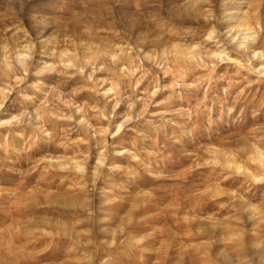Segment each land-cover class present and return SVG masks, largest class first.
Segmentation results:
<instances>
[{
    "label": "rangeland",
    "instance_id": "rangeland-1",
    "mask_svg": "<svg viewBox=\"0 0 264 264\" xmlns=\"http://www.w3.org/2000/svg\"><path fill=\"white\" fill-rule=\"evenodd\" d=\"M0 264H264V0H0Z\"/></svg>",
    "mask_w": 264,
    "mask_h": 264
},
{
    "label": "bare ground",
    "instance_id": "bare-ground-1",
    "mask_svg": "<svg viewBox=\"0 0 264 264\" xmlns=\"http://www.w3.org/2000/svg\"><path fill=\"white\" fill-rule=\"evenodd\" d=\"M242 43V42H241ZM241 47V46H240ZM258 57H259V55H258ZM259 59V58H258Z\"/></svg>",
    "mask_w": 264,
    "mask_h": 264
}]
</instances>
